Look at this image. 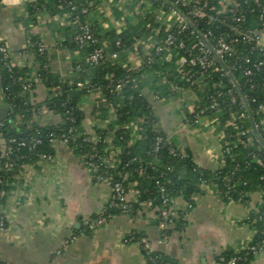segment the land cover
<instances>
[{"label": "trees", "instance_id": "16d2710c", "mask_svg": "<svg viewBox=\"0 0 264 264\" xmlns=\"http://www.w3.org/2000/svg\"><path fill=\"white\" fill-rule=\"evenodd\" d=\"M73 1L78 4L79 10L85 6L93 10L100 4V0ZM149 2L157 12L162 8L168 11L170 7L169 3L162 0H149ZM144 5L142 2V8ZM209 5L213 7L210 13L218 16L220 20H209L206 17L198 23L199 28L211 29L217 34L230 32V26L226 24V21H230V16L220 7L219 0H209ZM177 6L181 11L191 15L188 5L180 3ZM30 10L32 13L34 10H48L52 15H56L64 12L68 14L69 9L64 0H36ZM247 16L248 22L245 26H256L263 22L258 12L248 13ZM73 17L72 14L68 19L71 21ZM168 27V22L158 20L156 13L146 12L139 19L136 27L128 28L119 36L110 31L100 33L101 30L95 28L100 38L99 45L105 53V58L97 63L90 60L94 45L77 44L74 40L73 28L70 47L75 49L79 56L73 61L72 76L66 79L51 71L48 53L39 50L42 41L38 36H31L29 49L34 53L38 64L36 75L49 89V98L41 103L31 102L30 91L36 85L32 77L33 66L14 65L11 57L5 58L4 53L0 52V86L10 106L9 123L3 124L0 128V190L4 192L0 195V216L4 215L6 193L15 181L14 175L18 168L24 164L35 163L43 155L53 154L51 134L58 137L67 136L69 146L77 155L83 157L84 161L90 159L98 165L96 173L110 175L114 180L121 181L128 191L134 190L137 200L133 202V212L147 206L148 209L154 210L158 224L162 220L168 223L171 216L163 217L162 211L172 207L175 198L182 196L189 206L185 210H178V217L173 218L171 226L162 228L165 237L174 230L185 229L188 210L194 206L195 197L206 185H214L228 201H246L256 190L262 192L264 201V162L257 161V158H264V149L257 137L259 135L264 139V124L260 125L256 134L252 130L251 123L240 122V112L247 111L248 108L240 95L235 96L238 87L233 82L235 79L242 93L247 95L248 107L254 120L259 123L264 120V112L258 111L259 104L264 103V74L254 78L253 87L246 83L247 78L239 68L232 71L233 76H223L218 64L202 74L187 61L180 66L177 62L178 58H187V54L177 50H174L175 59L172 61L166 59L168 51L164 50L159 55L154 54L151 61L144 55L142 64L138 67L125 65L121 58L134 47L136 42L146 36H151L156 41L152 50L154 53L170 31ZM185 36L188 37V33ZM104 40H110V44H104ZM117 42H120V45ZM251 49L250 44L239 42L236 45L235 55L226 58V65L233 64L236 55L249 54ZM115 52L120 53L119 59L112 57ZM250 55L253 59L261 57L257 50ZM239 63L243 61L240 60ZM143 72H150L156 77L155 82L148 86V89L161 98L176 95L184 89L196 91L200 81L205 83L204 91L199 94L198 107L191 113L190 118L195 124L199 123L195 120L197 113H200L201 117L217 116L221 119L220 128L224 132L225 152L221 167L216 169L201 167L192 156L182 151L172 138L159 129L153 105L146 95V83H142ZM189 76L194 80L193 85L187 81ZM80 81L85 84L83 88L77 86ZM118 82L122 84L120 92L113 90ZM28 83L31 84V90L25 88ZM75 90L81 95L97 93L99 103L96 104L94 112L102 114L108 108H112L118 116V126L110 125L107 131H97L98 139L88 134L83 127L85 112L81 108L80 97L71 94ZM234 96L235 102L232 101ZM214 99L219 105L216 109H211L209 106ZM44 105L60 114L66 125L42 126L37 123L34 116ZM202 109L204 112H201ZM18 116H23L20 122H17ZM242 130H246V134H242ZM157 137L163 139L158 149L155 145ZM12 138L15 139L10 143L12 152L4 155L2 140L8 144L9 139ZM34 139H39L40 142L35 143ZM21 142H25V145L20 144ZM102 157H111V160L115 159L116 164L113 166L101 164ZM165 199H167L166 203H164ZM122 213L119 208L111 206L103 214L93 216L91 221L96 222L102 215L109 219V214L115 216ZM249 221L254 224L255 232L248 248L223 252L218 257L222 264H228V261L234 257H237L235 264H249L253 256L264 248V202L257 213L250 216ZM5 227H7L6 219ZM85 227L87 232L93 230L88 223ZM143 237L138 233L129 236L141 242L143 254L149 264H167L159 252L146 246ZM251 246H255V249ZM222 257L224 260H221ZM0 264L9 263L0 258Z\"/></svg>", "mask_w": 264, "mask_h": 264}, {"label": "crops", "instance_id": "0c3cea01", "mask_svg": "<svg viewBox=\"0 0 264 264\" xmlns=\"http://www.w3.org/2000/svg\"><path fill=\"white\" fill-rule=\"evenodd\" d=\"M35 1L0 0V42L8 47L14 65L33 66L36 85L30 91L31 102L41 103L49 98V89L36 75L38 64L29 49L31 36H38L43 42L51 71L64 79L72 76L73 61L79 55L70 47L73 27L66 12L32 13ZM146 12H157L148 0H100L87 18L100 33L110 31L119 36L136 27ZM146 37L121 58L125 65L142 64L143 56L156 42L151 36ZM103 43L110 44V40ZM174 59L175 55L167 60ZM141 78L146 83L147 96L151 97L154 93L148 86L156 77L143 72ZM204 88L205 83L200 81L196 91L184 89L176 95L149 100L159 129L186 154V148L189 149L201 167L216 169L223 165L225 156L221 119L201 117L195 124L190 118ZM77 97L85 112L84 130L93 138L97 131L118 126V116L112 108L102 114L94 112L99 103L97 93ZM3 102L7 101L0 86V104ZM34 120L42 126L63 122L61 115L46 105ZM52 147L51 159L41 157L18 168L6 193L3 213L7 227L0 229V258L9 264H149L141 242L129 238L137 233L148 239L151 250L159 252L167 264H222L218 257L223 252L243 250L253 238L255 227L249 218L263 205L262 192H252L246 201H228L214 185H206L195 197V204L186 215L185 229L174 230L167 237L155 219L154 210L147 206L141 211L117 214L87 232L88 221L108 206L111 187L96 180L83 157L69 145L57 141ZM129 198H137L134 190L129 191ZM173 206L176 210L188 207L182 196L175 198ZM249 264H264V248Z\"/></svg>", "mask_w": 264, "mask_h": 264}, {"label": "built area", "instance_id": "2783aa9c", "mask_svg": "<svg viewBox=\"0 0 264 264\" xmlns=\"http://www.w3.org/2000/svg\"><path fill=\"white\" fill-rule=\"evenodd\" d=\"M64 1L69 9L67 16L70 17L72 14L74 15L70 23L75 30V42L79 45H84L87 43L94 45V49L90 54L91 62L97 63L104 59L105 53L101 45H99L100 38L97 36L96 29L88 19H85L91 13L90 8L85 6L79 10L78 4H76L73 0ZM162 1L169 3V10L166 11L162 8L159 12H156V17L158 20L167 21L169 26L168 29L170 31L167 33L163 43L156 47L154 53L152 50L155 43L152 44L150 46V50L145 53L149 61L152 60V56L154 54L159 55L164 50L168 51L166 59H172L174 57V50H177L178 52L184 51L187 54V58H178L177 62L180 66L183 65L185 61H187L191 67L199 69V71L204 74L219 64V69L222 71L223 76H233L232 71L239 68L240 72L247 78L246 83L251 87H253L255 84L254 78L259 74H264V0H219L220 7H222L223 11L230 16V21H226V24L230 26L231 31L228 33L221 32L218 34L214 33L211 29L204 30L203 28H199L198 25V23H200L202 19L206 17L209 20H220L218 16L210 13L213 7L209 5V0H173V2H168V0ZM180 3L190 7L189 13L191 15L181 11L178 8L177 4ZM254 12H258L259 17L263 20V22L256 26H245L248 22L247 14ZM186 33H188V37L185 36ZM146 38H150V36ZM241 41L250 44L252 49L250 50L249 54L244 53L243 55H236V61L233 64L227 66L226 58L228 56L235 55L236 45ZM117 44L120 45V42H117ZM39 50L41 52H47V48L43 42H40ZM254 50H257L260 53V58H252L250 53H253ZM0 52L4 53L5 58L11 57L8 47L3 44V42H0ZM119 56L120 53L118 54V52H115L112 55L113 58H118ZM240 60H242L243 63L240 64ZM187 81L190 82L191 85L194 84V80L191 76L187 78ZM233 82L238 87L235 96L240 95L248 108L247 111L242 110L240 112L239 120L240 122L247 121V123H251L252 130L257 134L260 125L264 124V120L260 121L259 123L254 120L248 107L247 95L242 93L235 79H233ZM77 86L79 88H83L85 84L84 82L80 81L77 83ZM25 88L27 90H31V84L28 83ZM121 89L122 84L118 82L115 84L113 90L120 92ZM235 96L232 99L233 102L236 100ZM149 98L150 100L161 99L158 94H152V96ZM218 105V101L214 99L212 100V103L209 107L211 109H216ZM258 111L264 112V103L259 104ZM201 112H204V109H202ZM199 114L200 113H197L195 116V120L197 122H199L201 118ZM22 118L23 116H18L17 122H20ZM3 124V122H0V128L3 126ZM246 132V130H242V134H246ZM257 137L260 139L261 147L264 149V139H262L259 135H257ZM95 139H98V137L96 136ZM68 140L69 139L67 136L58 137L53 134H51L50 138L52 144L60 141L69 145ZM162 140V137H157L155 144L157 149L160 147ZM13 141H15L14 138L9 139L8 144L5 141L2 142V151L4 152V155H9L12 152V146L10 143ZM34 142L38 143L40 140L34 139ZM20 144L25 145V142H21ZM111 157H102L101 164H109L110 166L115 165V159L111 160ZM42 158L51 159L52 155H43ZM257 161L259 163H263L264 158H257ZM85 163L93 171L96 180L106 182L111 187L110 202L108 206L102 210L101 214H103L107 208L111 206L119 208L123 213L133 212V202L136 201L137 198L135 200H130L129 191L124 187L123 183L119 180H114L110 175L105 176L103 174L96 173L98 171V165L94 161L88 159L85 160ZM3 194L4 192L0 190V195ZM166 202L167 199L164 200V203ZM187 206H189L188 203ZM162 216H171V218L169 219L168 223L162 220L159 223L160 228H165L169 225L171 226L173 224V218L178 217V210H176L174 206L165 208L162 211ZM108 217L111 218L113 216L109 214ZM5 219L6 218L4 215L0 216V229L6 228ZM107 220V217L102 215L96 222L88 221V224L90 228L94 229L98 225L105 223ZM143 242L146 244V246H150L147 238H143ZM251 248L255 249V246H251ZM236 259L237 257L232 258L228 261V264H235ZM221 260H224V258L222 257Z\"/></svg>", "mask_w": 264, "mask_h": 264}, {"label": "water", "instance_id": "95a60500", "mask_svg": "<svg viewBox=\"0 0 264 264\" xmlns=\"http://www.w3.org/2000/svg\"><path fill=\"white\" fill-rule=\"evenodd\" d=\"M71 94L74 96H79L80 92L78 90H75L72 91ZM8 117H9L8 103L3 102L2 104H0V122H3L4 124H8L9 123ZM61 124L66 125V122L63 121ZM186 152L189 156H191V152L189 151V149L186 148Z\"/></svg>", "mask_w": 264, "mask_h": 264}]
</instances>
